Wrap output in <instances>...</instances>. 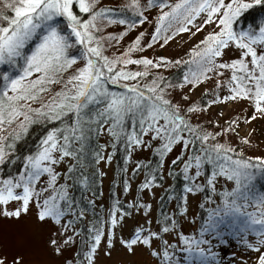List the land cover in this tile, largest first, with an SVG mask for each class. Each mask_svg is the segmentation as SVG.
<instances>
[{
  "label": "snow or ice",
  "instance_id": "1",
  "mask_svg": "<svg viewBox=\"0 0 264 264\" xmlns=\"http://www.w3.org/2000/svg\"><path fill=\"white\" fill-rule=\"evenodd\" d=\"M120 7L131 10L135 20L112 15L116 7L100 0H0V65L4 66L0 69V164L15 162L16 157L6 149L13 148L11 141L19 140L30 124H52L41 136L37 150L22 157V166L0 177V219L16 222L21 232L55 227L54 233L49 231L46 245L53 256L64 257L61 264H96L98 252L112 257L114 250L123 254L116 264H140L136 258L143 254L155 264H221L217 259L220 253L213 251L212 245L224 251L232 235L249 232L257 237L254 242H245L246 250L255 254L252 264H264V156L243 158L242 149L227 140H217L232 133L241 145H247L250 140L240 136L239 124L257 116L264 119V16L247 26L240 23L248 10L264 8V0H161L150 39L142 40L145 33L141 31L133 35L123 52L107 55L106 47H111L112 41L119 43L128 31L145 23V11L155 5L153 0H129ZM198 17L202 22L197 31L206 25L214 28L191 52L197 58L198 70L186 73L179 83L171 84L148 69L181 61L131 55L150 48L161 38L162 29L172 35L186 32L185 23L191 25ZM174 21H179L178 26H172ZM117 22L127 27L116 36L98 34ZM172 35H166L164 42ZM229 51L235 54L229 61L223 60ZM133 64L143 66V70L127 67ZM221 69L227 70V78L223 83L215 81L211 96L210 90L204 89L202 95L209 96L206 102L189 101L186 94L173 98L177 89L187 86L190 92L210 79L209 74L223 76ZM52 84L61 87L45 100L41 94L48 93ZM117 87L122 90L117 91ZM222 87L226 91L221 96L218 90ZM243 100L252 114L246 112L223 124L212 122L219 131L202 130L198 122L192 123L194 115L212 105ZM38 101L39 106L32 107ZM100 135H106L110 143L90 148ZM117 142L126 151L125 164L140 150L151 151L157 158L159 177L155 175L157 168H152L137 186V193L151 195L153 187L160 186L165 174L171 175L182 161L180 172L185 183L181 204L156 220L151 204L139 196L127 201L126 208L116 200L104 219L97 216L95 223H88L87 243L73 255L72 246L81 234L73 225L84 222L85 210L73 201L69 191L73 185L68 180L86 186L87 177L76 173L87 166V155L95 164L105 158L111 161V152L102 150L115 147ZM174 150L177 154L169 160ZM205 164L211 166V172L204 173L202 185L201 168ZM61 165L64 171H57ZM142 167L147 166L135 162L133 176ZM96 174L104 175L99 168ZM220 178L229 186L217 191ZM129 187L128 180H123L122 191L128 193ZM205 187L217 199L206 197L211 206L198 234L177 233L179 218H186L188 195ZM13 201L15 206L9 207ZM92 203L88 201L90 206ZM30 207L35 209L33 221L25 224ZM166 234L176 235L179 244L186 247L169 243L164 239ZM240 259L248 264V260ZM0 264H23V257L20 253L11 258L0 253Z\"/></svg>",
  "mask_w": 264,
  "mask_h": 264
},
{
  "label": "rangeland",
  "instance_id": "2",
  "mask_svg": "<svg viewBox=\"0 0 264 264\" xmlns=\"http://www.w3.org/2000/svg\"><path fill=\"white\" fill-rule=\"evenodd\" d=\"M173 0L171 3H174ZM167 10V9H164ZM154 12V11H153ZM153 12L149 13V23H145L138 27L136 30L131 33H127L119 43L115 42L111 47H107L105 54L113 55L119 54L124 51V48L129 45L130 39L134 34H138L139 32H144L145 35L142 40H149L151 36V32L155 30L156 19L158 15H155ZM202 21L198 17L193 24L188 25L185 23V27L188 28L186 32H179L172 36L167 43H163L160 46L144 48L143 50H136L131 53L133 57L146 56L150 59H154L158 56H163L166 60L189 57V66L193 71L198 70V65L195 63L197 58L191 54L193 49L199 48V41L203 38L207 32L212 31L214 25H206L204 28H201L199 31L196 29L199 27ZM179 24V21L172 22V26H176ZM235 53L229 51L226 53L222 59L225 61H229L231 55ZM131 70H140L142 66L138 65H129L127 66ZM224 72L223 76L217 77L215 75H210V78L213 80L210 84L202 83L196 89L192 91H188V87L182 90L183 95H188L189 100L194 101L202 96L204 89L207 88L210 90L209 96L212 95V91L215 90V81L221 80L223 83V78H227L228 72L227 70H220ZM189 74V73H188ZM118 91V90H117ZM121 91V90H119ZM226 89L221 88L218 90L219 94L222 96L225 93ZM209 99V97H208ZM252 114L251 108L248 106L247 101H228L224 104H216L212 105L205 112V115L200 117V125L203 128L211 129V127H219L212 122L218 121L220 124H223V121L229 118H236L237 116L243 117L245 113ZM238 131L240 136H247L250 140V143L247 145H241L239 140L235 137L234 134L229 133V139L232 144H240L238 146L242 147L246 150L250 156H264V119H261L259 116L254 121H251L247 124L241 122L238 127ZM217 140L221 141V137H217ZM95 144H108L110 143L109 138L106 135H100L98 138L93 140ZM215 142V141H212ZM91 148V147H90ZM102 152L107 153L111 152V147H107L102 150ZM151 151L148 150H140L136 153H133V163L130 164L127 172V178L129 177L130 170L134 166V163L140 161L142 159H146L149 157ZM176 150H174L168 157L170 160L173 156H175ZM86 167L83 169H79L78 171L82 174H89L93 171H96L97 168L100 169L104 173L103 176H99L100 181V195L98 199L91 197V195L85 196L86 205H88V201L92 200V207L99 210L100 208L106 209L107 206V195L109 191V187L114 177V156L112 154L111 161L106 162L105 160H101L99 164H95L91 162L90 154L87 155V159L85 161ZM166 166L164 172H167V161L165 162ZM57 171H64V165H61L57 168ZM165 183H168V179L166 178V174L164 176ZM63 177H61V181ZM129 180V192L125 196V201H131L135 198V191L138 184L141 181V176L137 178L135 181ZM218 190L224 187H228L229 184L224 178H220L219 183L216 185ZM70 191V190H69ZM162 188L153 187L152 194L149 195L147 192L141 193V200L148 202L151 204V214L157 220V206L158 200L161 195ZM217 199V196H214V200ZM75 203L76 201L73 200ZM200 203V199L197 195H188L187 202V213L186 218L180 217L179 224L177 226V233L183 231L186 235L196 236L198 234L199 224L197 220V210L198 205ZM16 204L15 201L11 202L9 207H14ZM82 205V204H80ZM82 207V206H81ZM35 209L34 207L29 208V212L27 217L24 219L25 224H30L33 221V213ZM77 223V222H76ZM74 224L73 227H78L77 224ZM131 223V221H129ZM202 225V224H201ZM49 231L55 232V227L47 226L43 229L38 228H29L28 230L21 232L18 230V226L16 222H10L3 219H0V253H5L11 258L16 253H20L23 257V264H61V261L64 257H55L52 255L51 251L48 249L46 245V240L49 235ZM119 234V233H118ZM164 239L168 240L169 243L176 242L177 247H182L186 245H180L178 242V238L173 234H166ZM257 239L255 235L251 232L242 235H232L230 237V243L224 246V251H221L220 247L216 244L212 245V250L219 252L220 255L217 257L221 261V264H229L230 261H234V264H243V261L240 259L243 257L248 260V264H252V257L255 255L246 250L245 242H254ZM206 246V245H202ZM73 252L75 254V242L72 246ZM103 245H101V249ZM171 251V249H169ZM235 254L234 256L232 254ZM67 255V253L65 254ZM123 254L115 251L113 252L112 257H105L102 251L97 254L96 264H116V261L121 259ZM140 264H155L154 261L151 260L146 254H143L136 258Z\"/></svg>",
  "mask_w": 264,
  "mask_h": 264
},
{
  "label": "trees",
  "instance_id": "3",
  "mask_svg": "<svg viewBox=\"0 0 264 264\" xmlns=\"http://www.w3.org/2000/svg\"><path fill=\"white\" fill-rule=\"evenodd\" d=\"M173 0H163L165 3H171ZM101 3L108 7H116V11L111 13L112 15L123 17L129 20H135V15L131 12V10L120 7L122 5H125L129 2V0H100ZM143 2V0H142ZM161 0H153V3L155 5L154 8L152 9H147L145 11V15L149 16V13L153 12L155 15H159L161 9L159 8V3ZM78 12V10H77ZM264 16V8L260 7H255L253 9L248 10L243 14L241 24L243 26H247L249 23H254L256 22L260 17ZM151 20H148L145 23H149ZM100 24H107V21H98ZM143 23V24H145ZM142 24V25H143ZM141 25H138L136 28L131 29L127 33H131L132 31L136 30L138 27ZM178 26V24L176 25ZM127 26H122L118 22L113 23L108 25L107 27L104 28L103 32L98 33L99 35H103L104 33L110 32L114 36H116L119 31L123 30ZM126 33V34H127ZM179 33V32H177ZM166 35H172L171 31L169 30L167 33L161 30L160 33V39L157 40L155 43H153L151 46L156 47L160 46L164 43V39ZM173 36V35H172ZM123 37L119 38V41L122 40ZM116 42V41H115ZM112 44L114 41L111 42ZM107 48V47H106ZM76 51V50H73ZM149 58V57H148ZM191 56L189 57H183V58H174L171 60H166V61H181L180 63H167L166 66H161L158 68H149V72L153 75H158V76H163L169 83L171 84H177L179 83L184 75L189 73L191 75L193 70L190 69L189 66V61H190ZM150 59V58H149ZM4 66L0 65V69H3ZM140 70H143V66L141 67ZM226 78H223V81ZM213 80L210 78L207 81L204 82V84H210L212 83ZM61 87L60 84H52L50 86V90L48 93H42L41 96L46 100L47 96L51 94L52 91L59 89ZM116 90H122L119 89L118 87ZM169 92H172V89L168 90ZM182 90L177 89L175 93H173V98L174 99H179L180 96L183 94L181 93ZM210 94V92H209ZM209 96H201L198 99L194 100L197 103H200L202 100L207 101ZM191 101V100H189ZM246 101V100H245ZM31 103V102H30ZM248 103V102H247ZM39 106V101L35 104H32V107H38ZM249 106V104H248ZM205 115V112L203 113H198L192 117V123L196 124L197 122L200 124V117ZM52 124L45 122V121H40V122H34L28 126V131L26 133L21 134V138L17 141H11L13 144L12 149H6V151L9 152L10 155H14L16 157L15 162H13L11 165L9 164H0V177L4 175H9L13 174L16 169L20 168L22 166V157L26 154H29L31 152H34L37 150V145L40 141L41 136H43L47 129L51 127ZM201 126V125H200ZM202 130H207V131H219L216 127H211V129L208 128H203L201 126ZM230 136L229 134L225 137L224 134L221 135V141L220 142H227L231 143V140L229 139ZM232 144V143H231ZM95 145V142L92 141L89 147H92ZM234 146H237L238 150L242 149L243 150V158H249L252 157L246 150H244L242 147L233 144ZM188 147L191 149L193 148V144H189ZM200 144L196 143L195 148L199 149ZM111 154L114 156V177L113 181L110 184L108 195H107V206L106 209L100 208L99 210L95 209L90 206L89 204L86 205L85 202V196L86 195H91V197L98 199L100 195V181H99V176L96 174V171H93L92 173L89 174H83L84 176L87 177V183L86 186L82 187L78 183H74L73 180H68V183L70 185H73L69 190L72 195V199L76 201V204L78 205L79 209H84L85 210V217H84V222L81 224L77 221L78 228L81 229V234L80 236L75 240V254L77 250H83L84 245L87 243V234H88V223L92 222L95 223L96 217L99 216L101 219H104L106 215L109 212L110 206L113 204L114 201L119 200L120 205L122 207H127V203L125 201V196L127 193H124L122 191V182L123 180H128L130 179L131 181H135L139 176H141V181L145 179L147 173L151 171L152 168H157V158L155 157V154L150 152L149 157L146 159H142L140 162L142 165H146L147 167H142L140 170H138L133 176L132 171L130 170L129 177L127 178V172L128 168L131 163H133V158L130 162L125 164L123 160V156L126 154V151L123 147L120 146L119 142H117L115 147H111ZM180 163L182 161L178 162L173 168L172 174L168 175L166 174V178L168 179V183H165V179H163L162 183L160 186H154L157 188H162L161 195L158 200V206H157V220L161 219L165 214L171 213L174 209V207H177L178 205L181 204V199L184 195L183 192V187H184V178L183 175L180 172ZM255 163V161H253ZM127 169L126 171H124ZM168 172V168H167ZM166 172V173H167ZM206 172H211V166L205 164L202 165L201 168V177H200V183L203 185L205 176L204 173ZM79 171L76 173V175H80ZM157 177L160 175V170L157 168V171L155 173ZM140 181V182H141ZM129 182V180H128ZM139 185V184H138ZM217 187V186H216ZM217 191L218 188H217ZM141 193H137V188L135 191V198L137 196L140 197L141 199ZM195 195H197L200 199V203L198 205V210H197V220L199 226L203 223V218L207 215V208L210 207L211 205H208L206 203V197L207 196H212L214 200L215 194L211 193L206 187L202 188L200 191H198ZM204 204L205 207L201 208L200 205ZM82 204V205H80ZM82 206V207H81ZM74 254V255H75Z\"/></svg>",
  "mask_w": 264,
  "mask_h": 264
}]
</instances>
